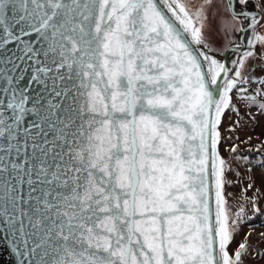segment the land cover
Returning a JSON list of instances; mask_svg holds the SVG:
<instances>
[{
  "label": "snow or ice",
  "instance_id": "obj_1",
  "mask_svg": "<svg viewBox=\"0 0 264 264\" xmlns=\"http://www.w3.org/2000/svg\"><path fill=\"white\" fill-rule=\"evenodd\" d=\"M248 4L0 0V240L16 264L264 259L251 232L236 243L247 210L219 152L234 99L264 113V0ZM232 32L229 66L214 45Z\"/></svg>",
  "mask_w": 264,
  "mask_h": 264
},
{
  "label": "rangeland",
  "instance_id": "obj_2",
  "mask_svg": "<svg viewBox=\"0 0 264 264\" xmlns=\"http://www.w3.org/2000/svg\"><path fill=\"white\" fill-rule=\"evenodd\" d=\"M258 31L264 33V29H258ZM234 146L237 148V152L231 153L230 150ZM219 152L231 166V171L227 173L230 183L225 186V196L229 206L236 210L241 204H244L247 217L253 218L256 213L252 211L251 199L255 198L263 221L261 225L249 226L247 223L252 218L246 217L236 236V243L242 242L245 233L251 232L249 237L251 246L259 251H264V238L261 237V233H264V113L259 107L250 117V126L245 142L239 144L221 139ZM233 157H239V159H233ZM249 184L252 185L250 189L248 188ZM245 196L248 197L247 200H245ZM236 243L232 244V249H235ZM262 261L264 259L252 255L245 257V264H260Z\"/></svg>",
  "mask_w": 264,
  "mask_h": 264
},
{
  "label": "built area",
  "instance_id": "obj_3",
  "mask_svg": "<svg viewBox=\"0 0 264 264\" xmlns=\"http://www.w3.org/2000/svg\"><path fill=\"white\" fill-rule=\"evenodd\" d=\"M249 91L251 92L252 88H250ZM234 102L236 103L237 107L240 108V114L237 115L232 111L226 112L225 116L223 117L220 131L223 140L240 144L245 142L246 134L250 126V117L252 113L257 110L258 106L253 105L250 107H245L238 100L234 99ZM231 128H234L235 131H230L229 129Z\"/></svg>",
  "mask_w": 264,
  "mask_h": 264
},
{
  "label": "water",
  "instance_id": "obj_4",
  "mask_svg": "<svg viewBox=\"0 0 264 264\" xmlns=\"http://www.w3.org/2000/svg\"><path fill=\"white\" fill-rule=\"evenodd\" d=\"M255 3L256 0H249V4L247 5L248 10L255 11ZM239 7L240 6H238L237 10H239ZM246 23L247 21H245V24ZM213 24H215V22H213ZM242 35L243 34L240 32H232L229 33L227 38H225L223 35H217L215 37V55L219 60H221V62H225L230 66L231 60L235 58V54H233L230 49L234 46V43H240V38ZM230 41L234 43H230ZM0 264H16V260L10 253L4 240H0Z\"/></svg>",
  "mask_w": 264,
  "mask_h": 264
},
{
  "label": "trees",
  "instance_id": "obj_5",
  "mask_svg": "<svg viewBox=\"0 0 264 264\" xmlns=\"http://www.w3.org/2000/svg\"><path fill=\"white\" fill-rule=\"evenodd\" d=\"M256 156V154H253ZM263 223L262 216L260 214H255V216L247 223V225H261Z\"/></svg>",
  "mask_w": 264,
  "mask_h": 264
},
{
  "label": "crops",
  "instance_id": "obj_6",
  "mask_svg": "<svg viewBox=\"0 0 264 264\" xmlns=\"http://www.w3.org/2000/svg\"><path fill=\"white\" fill-rule=\"evenodd\" d=\"M263 262H264V261H262L260 264H264Z\"/></svg>",
  "mask_w": 264,
  "mask_h": 264
}]
</instances>
